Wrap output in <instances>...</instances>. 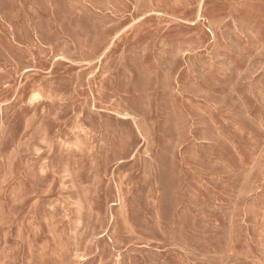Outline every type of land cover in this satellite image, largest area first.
I'll return each instance as SVG.
<instances>
[{"label": "rangeland", "instance_id": "obj_1", "mask_svg": "<svg viewBox=\"0 0 264 264\" xmlns=\"http://www.w3.org/2000/svg\"><path fill=\"white\" fill-rule=\"evenodd\" d=\"M0 264H264V0H0Z\"/></svg>", "mask_w": 264, "mask_h": 264}, {"label": "bare ground", "instance_id": "obj_2", "mask_svg": "<svg viewBox=\"0 0 264 264\" xmlns=\"http://www.w3.org/2000/svg\"><path fill=\"white\" fill-rule=\"evenodd\" d=\"M137 131V130H136ZM127 191V190H126ZM129 193V192H128ZM119 203V202H118ZM79 230V229H78Z\"/></svg>", "mask_w": 264, "mask_h": 264}]
</instances>
